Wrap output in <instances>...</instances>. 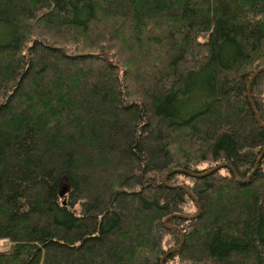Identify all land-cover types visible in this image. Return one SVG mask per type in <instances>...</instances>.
<instances>
[{
    "label": "trees",
    "instance_id": "obj_1",
    "mask_svg": "<svg viewBox=\"0 0 264 264\" xmlns=\"http://www.w3.org/2000/svg\"><path fill=\"white\" fill-rule=\"evenodd\" d=\"M262 66L264 0H0V264H264Z\"/></svg>",
    "mask_w": 264,
    "mask_h": 264
},
{
    "label": "water",
    "instance_id": "obj_2",
    "mask_svg": "<svg viewBox=\"0 0 264 264\" xmlns=\"http://www.w3.org/2000/svg\"><path fill=\"white\" fill-rule=\"evenodd\" d=\"M262 71H264V66L259 67L258 69H256V70L254 71V73L252 74V76L250 77V79H249V82H248V85H247V96H248L250 102H251V98H250V88H251V84H252L253 80L255 79V77H256L260 72H262ZM251 105H252V107H253V103H252V102H251ZM253 109H254V107H253ZM254 110H255V109H254ZM258 121H259V120H258ZM263 150H264V149H263ZM257 163H258V161H257ZM257 163H256V165H255L254 170H255L256 167H257ZM223 167H228V168H230V169L232 170V172L234 173V175H236V172L234 171V169H233L230 165H228V164H219V165L215 166L214 168L209 169L208 171H206V172H204V173H194V172H191V171H189V170H185V169H173V170H170L168 173H166V174L164 175V177H163V181L165 182V179L167 178V176L170 175V174H173V173H184V174H187V175H190V176H193V177H204V176H207V175H209V174H211V173H213V172H215V171H217V170H219V169H221V168H223ZM254 170H253V171H254ZM253 171H252V172H253ZM251 174H252V173H251ZM63 194H64V189L61 191L60 195L63 196ZM190 195L193 197V199L195 200V202H196V204H197V207H198V213H197L195 216H192V217H186V218H188V219H193V218H195V217L198 216L199 211H200V207H199V204H198L197 199H196L191 193H190ZM171 216H180V215H178V214H173V215H171ZM171 216H168V217L164 220V223H165V222H166ZM182 243H183V239H182V237H181V241H180L179 245L176 246V247H174L173 249H170L169 251H167V252L165 253V255H164L163 258H165V256L169 255V254L172 253L173 251H175V250H177L178 248H180V246L182 245ZM163 258L161 259L160 264H162V262H163Z\"/></svg>",
    "mask_w": 264,
    "mask_h": 264
},
{
    "label": "rangeland",
    "instance_id": "obj_3",
    "mask_svg": "<svg viewBox=\"0 0 264 264\" xmlns=\"http://www.w3.org/2000/svg\"><path fill=\"white\" fill-rule=\"evenodd\" d=\"M215 166H217V165H215ZM215 166H214V167H215ZM214 167H213V168H214ZM203 173H204V172H203ZM251 173H252V172H251ZM166 179H167V178H166ZM166 179H165V181H166ZM178 179H180V178H178ZM181 179L184 180L185 178L182 177ZM179 181H180V180H179ZM184 182L189 183L188 180H185ZM174 186H176V185H174ZM178 186L182 187L181 184H179ZM190 211L192 212L193 209H191ZM197 213H198V210H197ZM197 213H196V214H197ZM196 214H195V215H196ZM178 215H179V214H178ZM195 215H190V216H186V217H192V216H195ZM186 219H188V218H186ZM163 222H164V221H163ZM166 222H167V221H166ZM166 222L164 223L165 226H166ZM168 228H171V227L168 226ZM173 228L176 229L177 227L173 226ZM9 245H10V243H9L8 241H6V240H2V241H0V250H1V251H8V249H9ZM178 245H179V244H178ZM178 245H177V246H178ZM175 247H176V246H175ZM173 248H174V247H173ZM173 248H171V249H173ZM167 251H169V250H167ZM167 251H166V252H167ZM166 252H165V253H166ZM173 252H174V251H173ZM170 254H171V253H170ZM164 255H165V254H164ZM164 255H163V257H164ZM163 257H162V258H163ZM163 259H164V258H163ZM160 261H161V260H160ZM162 263H163V262H162Z\"/></svg>",
    "mask_w": 264,
    "mask_h": 264
}]
</instances>
